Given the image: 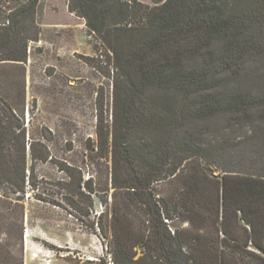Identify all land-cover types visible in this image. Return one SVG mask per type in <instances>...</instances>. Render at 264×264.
<instances>
[{
    "label": "trees",
    "instance_id": "obj_1",
    "mask_svg": "<svg viewBox=\"0 0 264 264\" xmlns=\"http://www.w3.org/2000/svg\"><path fill=\"white\" fill-rule=\"evenodd\" d=\"M43 3L0 0V72L20 75L0 86L7 199L37 189L38 165L54 162L25 126ZM68 11L100 42L111 103L86 147L96 175L67 166L57 186L82 214L86 195L111 197L114 264H264V0H68Z\"/></svg>",
    "mask_w": 264,
    "mask_h": 264
},
{
    "label": "rangeland",
    "instance_id": "obj_2",
    "mask_svg": "<svg viewBox=\"0 0 264 264\" xmlns=\"http://www.w3.org/2000/svg\"><path fill=\"white\" fill-rule=\"evenodd\" d=\"M140 1L153 5V0ZM43 2L38 15L40 41L30 43L26 64L25 126L31 137L50 145L54 162L38 165L37 189L10 194L8 199L0 190V264H114L111 197L108 206H102L95 195H86L81 198L82 214L68 203L78 198L57 186L67 181L62 170L67 166L96 175L85 166L91 154L86 147L89 139H96L100 106L105 116L109 113L110 67L84 21L67 14L68 0ZM68 23L74 28L64 26ZM6 71L0 72V86L8 81L17 84L19 72ZM234 134L239 139L252 135L250 129ZM102 167L107 170L104 162ZM253 167L260 169L262 164ZM91 201L94 205L89 207ZM101 213L104 229L98 224ZM134 252L138 259L145 250L138 246Z\"/></svg>",
    "mask_w": 264,
    "mask_h": 264
},
{
    "label": "crops",
    "instance_id": "obj_3",
    "mask_svg": "<svg viewBox=\"0 0 264 264\" xmlns=\"http://www.w3.org/2000/svg\"><path fill=\"white\" fill-rule=\"evenodd\" d=\"M67 14H69V16L76 17L74 14H72V13H70V12L68 11V6H67ZM76 18H78V17H76ZM68 19H70V17H68ZM78 19H80V18H78ZM70 20H71V19H70ZM80 20H82V19H80ZM83 21H84V20H83ZM55 26H58V25H55ZM64 26H67V28H70V29L74 28V26H73L72 24H70V23H68V24H66V25H64ZM83 26H85V25H83Z\"/></svg>",
    "mask_w": 264,
    "mask_h": 264
}]
</instances>
